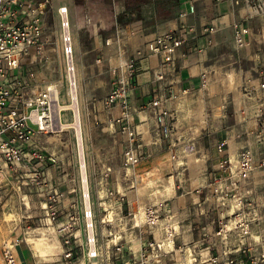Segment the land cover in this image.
Instances as JSON below:
<instances>
[{"label": "crops", "instance_id": "obj_1", "mask_svg": "<svg viewBox=\"0 0 264 264\" xmlns=\"http://www.w3.org/2000/svg\"><path fill=\"white\" fill-rule=\"evenodd\" d=\"M254 1L51 0L45 18L49 13L57 15V7H67L80 69L94 66L90 56H102L95 65H103L111 83L110 68L120 66L126 57L136 59L129 124L138 133L132 152H143L146 157L127 167L128 135L115 121L120 108L105 109L103 97L90 101L93 112L83 146H90L93 157L85 172L78 168L76 157L72 160L73 155L70 158L69 151L60 147L75 146L72 134L64 130L53 135L54 142L52 135L35 138L29 149L43 154V161L34 158L12 166L0 158L1 186L15 183L27 199L28 228L31 223L46 225L53 212L58 234L74 214L79 218L72 231L74 244L83 252L81 192L87 186L100 254L89 259L82 253L74 264H140L139 252L148 241L160 246L154 251L157 255L145 249V264H264V166L259 165L264 159V14H252ZM43 23L45 27L47 21ZM238 27L247 30L242 44L235 41ZM168 32L183 33L184 42L176 54L174 74L157 81L154 71L159 57L148 50L147 43ZM44 39L50 40L46 30ZM46 53L40 66L47 65ZM232 73L234 78L228 79ZM201 85L219 93L222 104L211 146H194L190 132H182L185 151L172 158L166 146L175 140L165 138L157 113L147 104L156 91L161 99L158 110H177L180 94ZM65 136L71 138L65 140ZM220 141H225L222 153L217 151ZM245 149L251 150L257 167L247 178H240L235 160ZM198 150L202 154L196 166L198 160L190 155ZM227 157L231 170L219 166V160ZM144 176L154 178L142 184ZM151 181L158 188L146 185ZM138 182L142 185L131 190ZM169 183L171 190L165 191ZM146 207L155 209L157 222L140 219L135 224L130 213ZM19 221L15 220V226L20 228ZM43 230L48 232V227ZM20 241V264H39L40 256L30 244L20 246ZM115 243L121 246L120 253ZM56 246L51 263L63 264L64 248L60 243Z\"/></svg>", "mask_w": 264, "mask_h": 264}, {"label": "built area", "instance_id": "obj_2", "mask_svg": "<svg viewBox=\"0 0 264 264\" xmlns=\"http://www.w3.org/2000/svg\"><path fill=\"white\" fill-rule=\"evenodd\" d=\"M51 7V0H0V158L5 164L12 166H18L25 161L30 162L34 158L43 161L45 158L43 154L29 149L30 146L34 145L35 138L39 134L49 136L64 130L70 132L74 137L76 145L74 146V156L78 168L85 172L84 134L79 110L80 79L75 56L74 37L66 6H59L56 9L59 28L55 31L54 42V50L57 52L62 69L61 86L65 91L63 97L59 98V102L68 101V105L60 110L58 117L59 125L63 124V128H56L54 124L51 91L47 86L35 91L33 73H28V69H26L24 74V65H28L25 63V59L30 56V64H32L36 58L33 59V56L40 59L45 50L46 52L48 50L50 40L44 39L45 27L43 22L46 11ZM251 12L255 15L264 14V0H255L251 4ZM208 30L212 31L213 27ZM245 33H247L246 29L236 28L235 41L238 44L243 43ZM183 42V33L168 32L156 36L147 43L148 50L159 57L158 66L154 71L157 81L165 80L167 76L174 74L176 54ZM138 53L140 55V52ZM100 60L98 58L96 61L99 62ZM137 68L136 59L131 56L122 60L120 66L110 68L111 87L101 101L102 106L107 110L114 107L120 108L121 114L115 118V121L122 124L121 131L128 135V146L124 152V162L127 167L136 165L146 157L143 152H132L138 133L135 129H131L129 124L132 118L130 105L133 94L132 80L136 76ZM261 87H264V83L261 84ZM160 100L154 91L153 98L147 106L155 110L163 133L168 135L171 130L170 126L172 127V124L169 123V120L172 119V113L166 109L158 110ZM66 108H69L71 119L68 118L67 112H64ZM124 121L125 124H123ZM224 146L225 141L218 142L217 151L222 153ZM52 161L54 160L52 159ZM231 165L229 157L219 160V166L223 170H231ZM260 166H264V159L261 160ZM256 167L251 150L245 149L238 154L235 160V169L240 178H247ZM81 181L87 185L85 177ZM81 197V223L85 239L83 252L77 250L72 232L79 218L72 217L69 223L62 225L58 234L54 228L55 225L53 226V222H56L53 212L47 216L46 225L40 223L38 225L49 228L52 224L54 238L64 248L62 252L63 264H74L77 257L82 256V253L89 259L96 258L100 254L97 220L92 209L87 186L82 189ZM130 214L135 224L140 219L148 224H154L158 220V214L152 207L137 208L134 213L131 212ZM137 216L139 217L138 221L136 220ZM37 228L34 229L37 230ZM167 233L168 237L171 236L170 230ZM109 234L111 235V232ZM18 241L10 238L2 242L0 245V264H20L17 252ZM114 245L116 252L120 253L121 246L116 245V243ZM159 246L155 242H145L144 247L139 252L140 264H145L146 258H148L145 249H150L149 254L157 255L154 251L156 248L159 249Z\"/></svg>", "mask_w": 264, "mask_h": 264}, {"label": "rangeland", "instance_id": "obj_3", "mask_svg": "<svg viewBox=\"0 0 264 264\" xmlns=\"http://www.w3.org/2000/svg\"><path fill=\"white\" fill-rule=\"evenodd\" d=\"M48 10L46 11V13L48 12ZM97 10H99V8H97ZM46 13L44 15V21H47L45 25V30L50 35V45H48V51L46 53L45 58L47 61V65L42 64L43 66H40L39 61L41 58L39 59V57L37 58V56H33V59L35 57L36 58L33 63L30 64V56H28L25 59V63L28 65H24V74L26 73V69H28V73H33V88L35 91L44 89L46 86H53L56 91L59 92L58 96L59 98H61L63 97V94L65 92L64 88L61 86L62 69L57 52L54 50L55 31L59 28V19L58 15L54 16L50 13L45 18ZM75 56L78 63V73L80 79L79 110L81 115V123L84 138H87V127L89 124L90 113L93 112V103H91L90 101L95 102L96 99H101L102 97L104 98L110 90L111 83L109 82V72L103 67V65L101 63L95 65V63H97L96 60L98 58L101 59L102 56H90L92 57L94 66H87L83 69H80L79 66L80 56L76 53ZM43 58L44 57H42V59ZM37 59L39 60L37 61ZM227 77L228 79H233L234 74L232 73ZM218 94L219 93L216 92L212 93L209 87H203L202 85L196 90L188 91L185 94L182 92V94H180V98L178 99L179 105L177 110H170V112L172 113V119L169 120V123L172 124V127L170 126V133L165 136L166 139H171L173 137L175 140V143L172 146H166V150L169 151L171 154L170 157H178V155L180 157L181 151H185V148H181L186 144V142L181 141L182 139L180 138V136L182 132H190V135H188L190 136L189 141L191 143L194 141V146H211L215 128L214 121L219 115L220 105H222L218 100ZM60 104L68 105V101L65 100L63 102H60ZM143 106L146 105L144 104ZM64 110H66L64 112H67L68 118L71 119L69 108H66ZM158 124V126L161 127L159 121ZM51 135L53 136L54 134ZM177 136L178 140L176 139ZM68 138L71 137H64L65 140ZM72 139L75 145V140L73 137ZM51 140V142L56 141V136H53ZM60 147L62 149H65L66 151H69V157L71 158V156L73 155V160L74 146ZM84 148L85 161L87 167V163L89 162V160H91L93 156L91 154L90 146H84ZM201 154V150H198L194 152L193 155H190L191 158H196V160H198L196 162V166H198L200 162L199 157L201 156ZM182 158H186V154H184V157ZM52 159L55 160L54 157ZM58 170L59 169H56V171ZM153 178L154 177L152 176H144L142 178V184L152 180ZM164 178L165 177H162V179ZM142 184L140 182L136 184L134 183L133 188H131V190L140 187ZM146 185L153 186V188H158L156 183H153V181H151V184H149L148 182ZM24 203H27V199L25 197L22 198L21 194H19L17 184L8 183L6 186H1L0 184V245L3 241H6L11 237L15 238L17 236V239H21L20 246H28L30 244L36 256H40L39 259L41 261L39 264H55L51 263L53 262L52 260H55V257L52 254L55 253L57 247V241L54 238L55 234L53 231L54 229H52V224L49 226L48 232L43 230V228H47L46 226H38L37 224L31 223V228H28L27 225L29 224L25 221L27 220L25 218L29 210L27 211V207ZM16 213H19V216ZM71 216L73 218L75 217L74 214H72ZM17 218H20L21 220L19 221L20 228L18 226H15V220H17ZM136 220H139L138 216L136 217ZM54 225L55 223L53 222V226ZM37 227L41 229L32 230L33 228ZM42 232H44L46 236L41 234ZM178 253L182 254L183 252ZM186 254L191 255V252L188 251Z\"/></svg>", "mask_w": 264, "mask_h": 264}, {"label": "bare ground", "instance_id": "obj_4", "mask_svg": "<svg viewBox=\"0 0 264 264\" xmlns=\"http://www.w3.org/2000/svg\"><path fill=\"white\" fill-rule=\"evenodd\" d=\"M250 11H251V9H250ZM48 87V89L51 91V100H52V106H51V108H52V117H53V120H54V124L56 125H58V128L59 127H64V125L63 124H61V125H59V122H58V117L60 116V110L64 107V106H66V105H61L60 104V102H59V96H58V91H56V89L53 87V86H47ZM165 191H168V190H171V183H169V184H167V185H165V189H164ZM43 235H45V234H43ZM28 237H30V236H28ZM33 238V237H32Z\"/></svg>", "mask_w": 264, "mask_h": 264}]
</instances>
